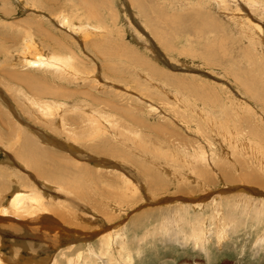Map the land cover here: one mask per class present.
<instances>
[{
    "label": "rangeland",
    "instance_id": "rangeland-1",
    "mask_svg": "<svg viewBox=\"0 0 264 264\" xmlns=\"http://www.w3.org/2000/svg\"><path fill=\"white\" fill-rule=\"evenodd\" d=\"M77 263L264 264V0H0V264Z\"/></svg>",
    "mask_w": 264,
    "mask_h": 264
},
{
    "label": "bare ground",
    "instance_id": "bare-ground-1",
    "mask_svg": "<svg viewBox=\"0 0 264 264\" xmlns=\"http://www.w3.org/2000/svg\"><path fill=\"white\" fill-rule=\"evenodd\" d=\"M70 7H71V5H70ZM62 8V7H61ZM77 9V8H76ZM66 12V11H65ZM79 10L75 13L74 12V14H75V16H71V17H68V14L65 16V14H64V12L62 11V9H60V12H59V21H61V23L62 22H67L68 24H70V18H72V19H74L75 17H79ZM93 13V12H92ZM70 15V14H69ZM52 17V16H51ZM89 18V17H88ZM77 19V18H76ZM81 19V18H80ZM81 20H83V19H81ZM85 20H86V18L84 19V22H85ZM79 21V20H78ZM96 21V20H95ZM95 21H94V23H95ZM80 22V21H79ZM92 22V21H91ZM78 24V23H77ZM87 24H89V23H87ZM30 25V24H29ZM81 25V24H80ZM79 25V26H80ZM91 25H92V23H91ZM81 26H83V25H81ZM81 26H80V28H81ZM93 26H95V25H93ZM85 27V26H84ZM98 27V26H97ZM69 28H74V30H75V28H76V25L73 23V21H72V23H71V27H69ZM78 28V27H77ZM83 29V28H82ZM89 29V28H88ZM80 31H81V29H80ZM84 31H86V30H84ZM78 32V31H77ZM79 33H81L82 35L83 34H85V33H83V30L81 31V32H79ZM88 33V32H87ZM87 34H85V36H86ZM25 38L27 39V42L28 43H33V37H32V34H31V32H29V31H26L25 32ZM26 44V43H25ZM28 46V45H27ZM30 47L31 48H37V47H33V46H31L30 45ZM24 50H27V48L26 47H24ZM32 52V51H31ZM99 54V53H98ZM58 62H60V63H63V64H67L64 60H62V59H58ZM31 66H33L35 63H29ZM102 68H104V67H102ZM106 69V68H105ZM108 69V68H107ZM110 70H111V68H110ZM109 70V71H110ZM104 70H102L101 72L104 74V72H103ZM113 71V70H112ZM64 73V72H63ZM65 74H67L66 72H65ZM68 76H69V72H68V74H67ZM67 75H66V77H67ZM111 75V74H110ZM96 77V76H95ZM106 77V76H105ZM97 79V78H96ZM206 156V155H205ZM185 160V159H184ZM195 162V161H194ZM60 179V178H59ZM39 196V195H38ZM20 197V195H16L14 198H13V204H14V207L15 208H19L21 205V203H20V199H18ZM28 197H30V196H28ZM41 197V196H40ZM33 199V198H32ZM31 200V199H30ZM35 200H37V198L35 199ZM39 200V199H38ZM37 200V201H38ZM43 200V199H42ZM32 201V200H31ZM41 201V200H40ZM44 201V200H43ZM35 202V201H34ZM42 202V201H41ZM36 204H38V203H36ZM39 204H41V203H39ZM197 205V204H196ZM33 206V205H32ZM41 207V206H40ZM44 207V206H43ZM46 207V206H45ZM35 208V207H34ZM18 210V209H17ZM38 211H41L40 209H38ZM35 215V214H34ZM192 231H191V233H189L188 232V234L190 235V236H193V237H196V236H198L199 235V233H200V226H198V225H195V226H193L192 228ZM56 238H59V237H56ZM109 238H111V235H109L108 237H106V238H104L103 239V241H102V244L100 245V246H102L103 247V245L105 246L106 245V241H107V239H109ZM112 239V238H111ZM114 241V240H113ZM115 242V241H114ZM142 243V242H141ZM153 243V242H152ZM90 247H92V246H90ZM93 248V247H92ZM92 248H90V252H89V254L90 255H94V254H97V252L95 251V250H93ZM126 252V250H125V248H124V246H122V248H121V250L119 251V252ZM138 251V250H137ZM89 255V256H90ZM131 255V257H132V254H130ZM80 257V256H79ZM127 257V256H126ZM131 257H129L130 258V260L129 261H133V259L131 258ZM123 258V257H122ZM79 259V258H78ZM128 259V258H127ZM126 260V259H125ZM79 261H80V259H79ZM78 264V263H77ZM80 264V263H79ZM114 264V263H113Z\"/></svg>",
    "mask_w": 264,
    "mask_h": 264
}]
</instances>
